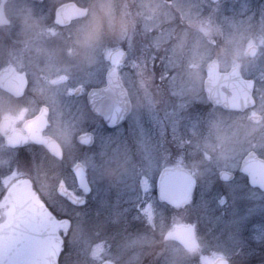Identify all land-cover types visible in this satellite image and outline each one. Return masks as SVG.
Returning a JSON list of instances; mask_svg holds the SVG:
<instances>
[{
  "label": "rangeland",
  "instance_id": "374dc122",
  "mask_svg": "<svg viewBox=\"0 0 264 264\" xmlns=\"http://www.w3.org/2000/svg\"><path fill=\"white\" fill-rule=\"evenodd\" d=\"M140 1L146 13L145 24L151 26L154 17L146 2L152 5V0ZM138 28L132 40L134 50H131L125 71L130 72L132 67H137L138 60L141 78L146 72L148 75L156 74V70L151 58L152 49L145 47L148 39L143 29ZM113 48H108L109 54ZM262 65L264 54L251 61L250 74L256 68L259 72ZM158 76L154 75L149 81L150 90L156 93L171 86L179 103L172 99L158 115H130L125 124L115 129H107L92 117L95 134L92 148L84 151L68 143L75 150L71 166L84 163L96 187L92 197L95 204L73 211L76 215L73 243L77 240V244L65 251L61 264H100L105 260L123 264V259L127 258L121 256L125 246L139 252L142 261L148 260L151 254L150 222L152 264H213L220 257L227 258L230 264L264 263V193L246 185L239 172L240 162L248 151L255 150L264 155V96L260 92L264 89V78L256 81L255 108L246 112H228L202 107L203 99L201 101L200 96L192 95L191 89L186 92L183 88H176V80L167 82L159 80ZM136 81L129 79V86L134 88ZM96 82L93 80V84ZM191 104L194 105L190 107L193 111L187 108ZM249 114L262 116L261 122L252 124ZM234 129L239 130L238 135L250 130L243 147L234 149L230 139L223 159L215 153L210 154L208 145H214L218 136L232 133ZM133 159L143 161V168L137 164L135 174L129 171ZM192 161H202V164L190 198L179 206L159 201L155 188L161 169L177 165L189 170ZM106 170H112L116 175L108 177L104 174ZM222 170L234 172L237 177L222 181L219 178ZM50 200L54 208L57 200ZM6 212L7 209L0 208V226ZM183 223L192 224L196 233L197 245L190 251L174 242L163 241V235L171 226ZM117 227L118 230H112ZM113 231L121 234L122 240L113 241L122 244L111 246L106 242L112 239ZM141 238L148 243L141 245ZM130 264H137V261L133 259Z\"/></svg>",
  "mask_w": 264,
  "mask_h": 264
},
{
  "label": "flooded vegetation",
  "instance_id": "af4514ba",
  "mask_svg": "<svg viewBox=\"0 0 264 264\" xmlns=\"http://www.w3.org/2000/svg\"><path fill=\"white\" fill-rule=\"evenodd\" d=\"M139 1L130 0L133 8L145 11L144 5ZM89 2L90 0H0V21L7 23L8 19H11L10 30L4 37L5 42L11 43L13 40H21L22 21L25 18L31 17L38 21L48 34L44 36L39 32L36 33L32 37L34 44L45 42L49 45L59 44L60 40L57 37H70L72 35L78 23L74 18L84 16L86 5ZM155 2L156 0H152V5ZM175 2L180 5L182 17H190L193 23L191 30L192 46L185 52L177 53L173 57V60L178 64H184L189 59L197 62L202 61V58L197 55V49L201 40H207L208 50L215 52L229 38L235 43H240L250 33L259 34L261 31H264V0H175ZM63 6H67L66 12L60 14V9ZM146 6L149 9L151 3L146 2ZM53 20H55V24H53ZM177 26L183 27V20L178 21ZM206 33L208 35H205ZM117 48H123L127 53L126 60L117 68L120 79L128 89L130 88L129 79H132L134 82L140 79L139 62L136 60L137 67H132L130 72L125 71L131 54L129 42L126 41L115 46L112 51ZM263 51L264 47L260 48L255 59L264 54ZM111 52L109 54L108 48L101 50L98 54V63L94 67L84 70L73 68L70 71H59L58 69L50 67L45 80H40L38 75L34 77L32 75L34 69L31 67L28 70L27 76L24 71L18 70L24 67L23 56L20 57L16 64L9 62L7 67L3 66V61L0 60V76L5 74L4 81L2 82L0 80V94L8 90L19 95L25 91V84L29 88L28 96H31L33 92L38 93L37 102L29 104L30 113L27 116L24 113H20L18 117L23 119L22 127H17L15 121H12L9 124L11 135L8 137L7 142L5 143L4 139L0 138V208L7 209L5 220L1 222L0 229L13 218V203L11 201H5L6 197L3 195V186L9 185V192L10 188L18 182L23 180L29 181L30 177L38 174L45 176L53 184L58 177H62L65 180V184L59 186V191L63 195L54 197L57 200L55 202V209L50 199H44L43 197L38 199L36 193L33 192L36 202L47 205L59 220H66L68 222L65 217H69L73 220L74 227L76 215H73V211L79 207H85L87 209V207L95 204V202H92L93 192L96 187L93 176L82 162L74 163L71 166V162H73L71 156L75 154V150L72 148L73 146L70 148L68 143L70 142L72 144L70 133L76 132L78 134V142L73 145H77L79 149H83L84 151L92 148L93 144L87 146L79 141L81 135L92 133L94 136L93 143L95 142V134L92 131V117H95L109 129L104 123L103 118L93 113L89 105L88 96L93 88L102 87L107 84V73L112 67L110 62ZM158 57L159 54H157V60H152L156 70V74L154 75L158 74L159 76L157 78L159 80H165L167 82L176 80L174 72L165 70ZM209 64H212V66L215 64L218 74H225L235 68L229 67L222 70L215 61H203L201 68L196 73L198 80L197 87L191 88L190 93L200 96L201 101L203 99L202 107L208 106L209 108L221 109L220 106L212 104L208 98L206 82L210 75L208 71ZM250 64L251 62L246 63L245 67L239 69V71L242 78L254 81L252 96L255 99V104L254 106L244 105L242 108L232 110L246 112L256 107L257 97L254 94V90L256 81L259 78H264V69L262 68L264 66L262 65L260 67L259 72L257 70L258 68L254 69V73L251 75L249 72V70H252L249 66ZM93 80L98 82L93 84ZM23 102L27 103L28 101L25 98ZM251 115L249 114L250 121H252L250 119ZM261 120L262 116H260V120L256 123L261 122ZM53 132L62 138L64 145L63 158L59 160L52 156V151L45 144L47 139L56 142L53 139ZM59 145L61 147V144ZM55 157L59 156L55 155ZM262 157L264 158V155ZM77 164H83L85 167V176L89 186L87 192L79 185L75 172ZM235 177L236 174H234L232 180ZM245 177L251 188L264 193L263 189L249 183L247 175ZM64 192H69L76 199H83V203H75ZM155 195L158 196L156 188ZM41 199H44L43 203H41ZM158 200L161 202L166 201ZM123 220H126V218ZM73 227L70 231L69 225L67 224L64 229L59 230L62 238V251L59 264H61L65 251L69 250L73 244H77V240L73 243ZM118 229L117 227L112 230ZM109 231L110 228L107 232ZM148 231L151 239L149 244L151 254L148 256V260L145 259L142 261V264H152V222L149 223ZM120 235L113 231L111 233L112 239H107L106 242L111 244V246L122 244L123 242H117L122 241ZM163 241L165 243L171 241L181 246L180 243L172 239H164ZM184 250L190 251L185 248ZM109 261L116 264L112 260Z\"/></svg>",
  "mask_w": 264,
  "mask_h": 264
},
{
  "label": "clouds",
  "instance_id": "9594fccd",
  "mask_svg": "<svg viewBox=\"0 0 264 264\" xmlns=\"http://www.w3.org/2000/svg\"><path fill=\"white\" fill-rule=\"evenodd\" d=\"M148 10L154 17L151 26L145 24L146 13L143 10L133 8L130 0H90L89 4L86 5L84 16L74 18L78 23L72 35L70 37L58 36L57 39L60 40V43L56 45H49L46 42L33 43L32 37L36 33L39 32L44 36L48 34L39 22L31 17L22 21V39L6 43L4 37L10 30L11 19H8L7 23L0 21V60L3 61V66L7 67L9 62L16 64L23 56L24 67L18 70L24 71L27 76L31 67L34 69L32 72L34 77L38 75L40 80H45L50 67L59 71H70L73 68L78 70L92 68L98 63V54L101 50L118 46L126 41L129 42L130 50H134L132 40L137 34L138 26H140L148 39V44L145 47L154 50L152 60H157V54H159L158 59L162 62L165 70L172 71L176 75V88H183L187 92L198 83L196 73L201 68L203 61H215L222 70L229 67H235L239 70L243 69L246 63L254 60L260 48L264 47V31L259 34L250 33L240 43H235L229 38L215 52L208 50L207 40H201L197 55L202 58V61L197 62L189 59L184 64H178L173 60V57L177 53L185 52L192 46L191 30L193 23L191 18L182 17L180 5L175 0H156L155 4L149 6ZM181 20H183L184 26L178 27L177 22ZM53 24H55V20H53ZM153 78L154 72L152 75H148L146 72L135 83V87L126 89L123 95L119 93L109 94L105 98L103 110L97 115H103L104 111L116 106L125 116L138 113L158 115L170 105L172 99H176L177 103L180 102L171 86L160 92H152L148 83ZM28 92V85L25 84V91L19 95L8 90L0 94V138H3L5 143L11 135L10 122L15 121L17 127H22L23 119L18 118L20 113L27 116L30 113L29 104L37 102L38 93L33 92L31 96H28ZM260 92L264 96V89H261ZM25 98L27 103L23 102ZM251 123L255 124L256 122L252 121ZM238 131V129H234L232 133L225 132L218 136L217 143L208 145L210 154L215 153L218 158L223 159L230 139H232L231 146L234 149L242 148L247 142L250 130L242 135H238ZM70 135L72 144L77 143L78 134L72 132ZM53 139L61 144V156L55 157V153H52V156L57 160L62 159L64 152L62 138L53 132ZM137 164L143 168L142 160L137 162L133 159L129 167L131 173H136ZM201 164L202 161H192L189 165L193 179L200 177ZM104 174L108 177L116 175L112 170H106ZM135 179H138V176H135ZM29 184L38 199L41 197L50 199L63 195L59 191V186L65 184V180L58 177L53 184L45 176L38 174L30 177ZM9 187V185L3 186L5 197L9 195ZM44 199H41V203L44 202ZM49 212L53 216L55 215L51 209ZM65 219L68 220L71 231L73 220L69 217H65ZM147 243L141 238V245ZM121 256L127 257L123 259V264H130L133 259L137 261V264H142L140 253L134 251L132 247L125 246ZM117 259L119 260L121 257ZM57 264H59V257H57Z\"/></svg>",
  "mask_w": 264,
  "mask_h": 264
},
{
  "label": "water",
  "instance_id": "95a60500",
  "mask_svg": "<svg viewBox=\"0 0 264 264\" xmlns=\"http://www.w3.org/2000/svg\"><path fill=\"white\" fill-rule=\"evenodd\" d=\"M67 6L60 9V14L66 12ZM127 53L123 48L115 49L110 55L112 67L107 73V84L93 88L89 93V105L94 113L104 108L105 98L109 94H121L127 89L118 75V66L126 60ZM209 64V78L206 82L208 98L214 105H221L227 109H238L254 106L252 96L253 80L242 78L238 69L233 68L225 74H218L215 64ZM5 74L0 76L4 81ZM108 127H116L124 123L129 116H125L118 106L104 111L101 115ZM252 121L258 122L259 116H252ZM79 141L91 146L94 141L92 133L81 135ZM46 146L61 156V147L54 140L47 139ZM239 171L247 174L251 184L264 190V158L255 150L247 152L239 166ZM79 185L86 192L89 190L85 176V167L78 164L75 167ZM219 176L223 180H230L234 173L222 170ZM190 170L181 166H169L161 170L158 180L157 193L159 199H166L174 205L186 202L196 185ZM75 203H83V199H76L64 192ZM5 201H11L14 206L12 221L0 229V264H57V257L61 253V237L59 229L67 225L66 220H58L50 214L45 205L36 202L28 180H23L12 186ZM165 240H175L185 249L192 250L197 245V238L192 224L183 223L170 228L164 235ZM102 264H113L107 260ZM213 264H230L225 257H220Z\"/></svg>",
  "mask_w": 264,
  "mask_h": 264
},
{
  "label": "trees",
  "instance_id": "16d2710c",
  "mask_svg": "<svg viewBox=\"0 0 264 264\" xmlns=\"http://www.w3.org/2000/svg\"><path fill=\"white\" fill-rule=\"evenodd\" d=\"M199 103V102H198ZM199 105V104H198ZM190 107H194V105L193 104H191V105H189V107H187V108H190ZM192 108H190L189 110H192L193 111V109ZM263 156V155H262ZM242 177H243V179H244V182L246 183V185H248V183H247V180H246V177H245V175H243V174H240ZM237 177V176H236ZM222 181H220L219 180V183H221ZM223 183V182H222ZM221 183V184H222ZM259 264H261V263H259ZM262 264H264V263H262Z\"/></svg>",
  "mask_w": 264,
  "mask_h": 264
}]
</instances>
